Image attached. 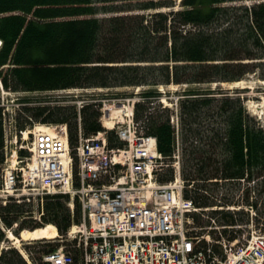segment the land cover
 I'll return each instance as SVG.
<instances>
[{
	"label": "trees",
	"instance_id": "trees-1",
	"mask_svg": "<svg viewBox=\"0 0 264 264\" xmlns=\"http://www.w3.org/2000/svg\"><path fill=\"white\" fill-rule=\"evenodd\" d=\"M176 8L175 0H0V70L9 66L0 77L6 89L31 93L172 83L202 86L240 82L251 75L264 81V0H181L180 9ZM119 13L127 15L107 16ZM157 94L151 90L143 97ZM186 94L190 97L180 103L182 167L185 180L195 183L186 198L201 208L214 206L203 192H217L218 185L209 181L221 179L226 181L223 203L231 205L232 194L241 187L237 181H254L252 205L258 211L257 223L264 226V129L247 112L245 98L196 88ZM150 102L136 104L137 120L157 138L160 153L170 160L175 145L170 111L157 107L150 113ZM31 104L24 110L27 117L19 116L21 128L29 117L44 124L67 123L75 155L76 108ZM100 113V106L94 104L81 110L86 136L102 130ZM109 141L113 147L123 145L115 132H109ZM4 161L0 108V173ZM171 177L172 171L167 170L160 180ZM251 193L249 188L244 190L246 204ZM69 201L65 195L46 196L41 211L9 199L7 205L0 203V223L16 236L54 225L64 240L71 227L82 221L81 205L76 201L72 211ZM211 215L223 226L249 222L244 211ZM203 222L199 220V225H207ZM224 234L234 240L242 231L226 229ZM4 238L0 228V241ZM61 238L24 245L31 263L48 264L43 258L61 246ZM64 243L78 260V251ZM0 264L28 262L11 247L0 252Z\"/></svg>",
	"mask_w": 264,
	"mask_h": 264
},
{
	"label": "built area",
	"instance_id": "built-area-1",
	"mask_svg": "<svg viewBox=\"0 0 264 264\" xmlns=\"http://www.w3.org/2000/svg\"><path fill=\"white\" fill-rule=\"evenodd\" d=\"M122 100L127 101L126 106H121ZM107 101L103 126L118 130L124 148H109L106 132L93 138L80 137L75 172L66 125L53 126L52 132L37 127L21 132L33 136L31 143L20 145L32 155L7 160L0 197L22 200L36 196L43 200L47 195L70 194L73 200L78 198L83 223L69 236L79 237L83 264H264V235L260 231L253 230L247 244L235 249L236 242L212 239L210 231L218 229L216 226L205 228L202 236L197 234L202 229L196 227L193 215L211 209L198 208L185 198V191L193 186L183 179L178 164L173 167L172 181H156L167 167L158 161L161 156L155 140L138 131L134 100ZM3 103L10 114L18 106L15 100ZM172 123L179 127L178 117H173ZM6 127L12 133L14 125ZM17 140L15 136L16 144ZM203 240L223 246L225 257L215 254L210 245L202 247ZM46 261L75 264L64 247L47 256Z\"/></svg>",
	"mask_w": 264,
	"mask_h": 264
},
{
	"label": "rangeland",
	"instance_id": "rangeland-1",
	"mask_svg": "<svg viewBox=\"0 0 264 264\" xmlns=\"http://www.w3.org/2000/svg\"><path fill=\"white\" fill-rule=\"evenodd\" d=\"M252 3L253 2H250V1L244 2V4H247V5H252ZM115 15H127V13H119V14H113V15H107V16H115ZM100 17H105V15H102ZM239 86H230V84H226V85L207 84V85L199 86L196 89H202V90L210 89L212 91H215L216 93L229 92L233 96L245 98V104H246V107L249 113L253 115L255 119L258 120L260 125L264 127V81L260 80L257 75H251L247 77L244 81H242ZM109 90L110 91L108 93L112 95L113 94L127 95V93H132V91H135L132 88L127 89V87L116 88V89L112 88ZM20 93H23V92H20ZM69 96L70 95L65 92L64 93L44 92V93L36 94L34 96L36 97V99H31L30 103L35 104V105H40L41 103H50L51 106H55V105H59V103H61L62 101L73 102L76 100L74 97H69ZM84 96H88V94H84ZM1 230L5 233V238L3 241H0V252L8 248H11V247L14 248L16 246L19 247V250H22L25 252V250L23 249V244L30 243V241H22L20 245L15 244L14 242L15 239L13 238L12 234L9 233L7 229L1 228Z\"/></svg>",
	"mask_w": 264,
	"mask_h": 264
},
{
	"label": "bare ground",
	"instance_id": "bare-ground-1",
	"mask_svg": "<svg viewBox=\"0 0 264 264\" xmlns=\"http://www.w3.org/2000/svg\"><path fill=\"white\" fill-rule=\"evenodd\" d=\"M247 62V61H246ZM258 72V71H257ZM241 84V82H237V83H233L232 85L230 86H239ZM248 85V84H247ZM240 87V86H239ZM236 88V87H235ZM241 88V87H240ZM102 90V88H99ZM112 89V88H110ZM116 89V88H115ZM81 91H85L86 89H80ZM49 92H53V91H49ZM20 93V92H19ZM194 93V92H192ZM70 96L69 97H74L76 100L71 102V101H62L61 103H59L60 105H63V106H73L76 108V111L78 113V122H79V133H78V136H79V140H80V137H83V138H93V137H96L100 132H98L97 134H94V135H89V136H86L84 131H83V128H82V124H81V110L88 105H99L100 106V111L103 112V110L107 109L109 107V102L107 100L103 98H100V99H96V100H93V99H87L88 102L86 101V104H83L82 106L79 105L80 102H84L85 101V98L84 96L83 97H79V96H76V95H73V94H70L68 93ZM83 98V99H82ZM50 105V103H41L40 105ZM33 105V104H31ZM127 105V101L125 100H122L121 101V106H126ZM5 104L3 102H0V108L3 110V129L7 126V125H16L18 124L19 122L16 121V120H13L11 118H9L5 113H4V110H5ZM52 127L53 126H57V125H66L68 128H69V125L67 123H59V124H50ZM153 136V135H152ZM31 226V225H30ZM18 225H15V228H17ZM20 230V229H19ZM10 233V232H9ZM13 238L15 239V244H18L20 245V243L22 241H30V243H24L23 244V249H24V245L26 244H31L34 243V242H39V241H43L44 239L46 240H49V241H53V240H56V239H59L61 238L59 236V231L58 229L54 226V225H47L43 228H38L36 230H24L22 232H20L19 236H16L14 233H11ZM10 238V237H9ZM37 244V243H36ZM32 247V246H31ZM16 248L24 258H26L27 260L30 261L29 259V255L27 254V252L25 251H22V250H19V247H14ZM9 249V248H8ZM7 250V249H6ZM25 250V249H24ZM31 263V261H30Z\"/></svg>",
	"mask_w": 264,
	"mask_h": 264
}]
</instances>
